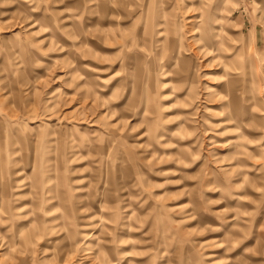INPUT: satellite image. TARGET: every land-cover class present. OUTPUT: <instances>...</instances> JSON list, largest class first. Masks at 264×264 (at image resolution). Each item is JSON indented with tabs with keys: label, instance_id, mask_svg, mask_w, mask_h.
I'll list each match as a JSON object with an SVG mask.
<instances>
[{
	"label": "rangeland",
	"instance_id": "obj_1",
	"mask_svg": "<svg viewBox=\"0 0 264 264\" xmlns=\"http://www.w3.org/2000/svg\"><path fill=\"white\" fill-rule=\"evenodd\" d=\"M0 264H264V0H0Z\"/></svg>",
	"mask_w": 264,
	"mask_h": 264
}]
</instances>
